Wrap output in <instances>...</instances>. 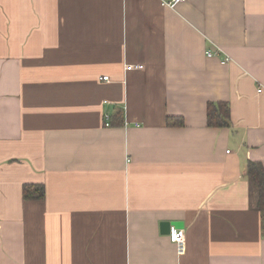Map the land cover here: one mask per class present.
<instances>
[{
	"label": "crops",
	"instance_id": "1",
	"mask_svg": "<svg viewBox=\"0 0 264 264\" xmlns=\"http://www.w3.org/2000/svg\"><path fill=\"white\" fill-rule=\"evenodd\" d=\"M164 1L0 0V264H264V0Z\"/></svg>",
	"mask_w": 264,
	"mask_h": 264
},
{
	"label": "trees",
	"instance_id": "2",
	"mask_svg": "<svg viewBox=\"0 0 264 264\" xmlns=\"http://www.w3.org/2000/svg\"><path fill=\"white\" fill-rule=\"evenodd\" d=\"M229 108L222 104H210L208 106L209 127L222 128L228 127ZM181 124L174 118H169V125ZM246 176L251 181L257 191V209L264 216V166L260 162L249 161L246 167ZM23 197L26 200H40L45 197V187L43 185H25L23 188Z\"/></svg>",
	"mask_w": 264,
	"mask_h": 264
},
{
	"label": "built area",
	"instance_id": "3",
	"mask_svg": "<svg viewBox=\"0 0 264 264\" xmlns=\"http://www.w3.org/2000/svg\"><path fill=\"white\" fill-rule=\"evenodd\" d=\"M181 1L185 0H166L163 2V6L168 8H174L176 4H178ZM208 57H212L213 54L211 52H208ZM230 62V58H226L222 63L227 64ZM138 69H142V67H137ZM103 80L107 81L108 77H104ZM261 92V90H259ZM106 126H109V124H106ZM185 231L183 229H177L175 227L171 228L169 238L171 242L177 245L179 254H183L185 252Z\"/></svg>",
	"mask_w": 264,
	"mask_h": 264
},
{
	"label": "water",
	"instance_id": "4",
	"mask_svg": "<svg viewBox=\"0 0 264 264\" xmlns=\"http://www.w3.org/2000/svg\"><path fill=\"white\" fill-rule=\"evenodd\" d=\"M172 226H174L177 229H180L183 227V224L182 223H164L162 224V230H161L162 234L169 235Z\"/></svg>",
	"mask_w": 264,
	"mask_h": 264
}]
</instances>
